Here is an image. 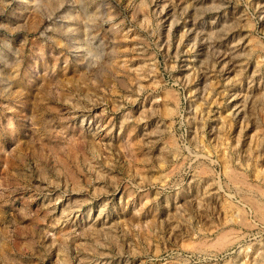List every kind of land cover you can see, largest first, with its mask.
Returning a JSON list of instances; mask_svg holds the SVG:
<instances>
[{"label":"rangeland","instance_id":"1","mask_svg":"<svg viewBox=\"0 0 264 264\" xmlns=\"http://www.w3.org/2000/svg\"><path fill=\"white\" fill-rule=\"evenodd\" d=\"M263 210L264 0H0V264H264Z\"/></svg>","mask_w":264,"mask_h":264},{"label":"bare ground","instance_id":"2","mask_svg":"<svg viewBox=\"0 0 264 264\" xmlns=\"http://www.w3.org/2000/svg\"><path fill=\"white\" fill-rule=\"evenodd\" d=\"M237 181V180H236ZM264 211V210H263Z\"/></svg>","mask_w":264,"mask_h":264}]
</instances>
